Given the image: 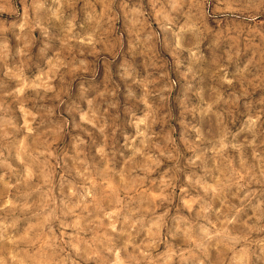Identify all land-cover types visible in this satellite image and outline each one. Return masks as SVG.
I'll return each instance as SVG.
<instances>
[{
  "label": "clouds",
  "instance_id": "clouds-1",
  "mask_svg": "<svg viewBox=\"0 0 264 264\" xmlns=\"http://www.w3.org/2000/svg\"><path fill=\"white\" fill-rule=\"evenodd\" d=\"M0 264H264V0H0Z\"/></svg>",
  "mask_w": 264,
  "mask_h": 264
}]
</instances>
